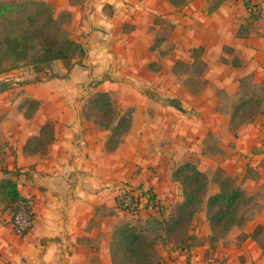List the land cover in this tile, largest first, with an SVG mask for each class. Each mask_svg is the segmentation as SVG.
<instances>
[{
  "label": "crops",
  "instance_id": "obj_1",
  "mask_svg": "<svg viewBox=\"0 0 264 264\" xmlns=\"http://www.w3.org/2000/svg\"><path fill=\"white\" fill-rule=\"evenodd\" d=\"M41 1L71 13L70 36L85 56L37 83L22 84L14 71L0 76V183L15 181L35 212L32 230L19 236L0 200V264H113L112 236L127 222L153 242L157 264H264V111L230 130L232 105L264 96V0H221L213 12L212 0L180 8L168 0ZM157 17L174 26L159 47ZM178 64H199V79L177 73ZM96 92L111 95L113 128L124 121L116 137L85 118ZM47 122L55 127L48 153H26ZM186 162L209 177L208 196L220 191V176L242 190L247 222L213 241L204 207L182 249L163 225L183 201L173 173ZM126 188L144 203L153 195L159 208L120 209Z\"/></svg>",
  "mask_w": 264,
  "mask_h": 264
},
{
  "label": "trees",
  "instance_id": "obj_2",
  "mask_svg": "<svg viewBox=\"0 0 264 264\" xmlns=\"http://www.w3.org/2000/svg\"><path fill=\"white\" fill-rule=\"evenodd\" d=\"M84 1L71 0L75 4ZM168 1L174 6L183 5L185 2ZM219 4L215 5L211 12L217 10ZM248 7L251 9L249 5ZM252 17L257 19L259 15ZM71 20V13L63 11L56 15L54 8L41 0H19L11 3L0 1V76L18 70L20 78L53 72L50 79H54L58 77L59 63L70 70L76 59L82 60L85 56L84 47L70 36L68 25ZM31 83L34 82L23 80L22 84ZM28 104L31 109L37 105L32 101H28ZM263 111V95L254 93L241 96L232 105L231 132L236 133L241 126L252 123ZM116 112L111 95L96 92L88 98L84 115L99 127L113 130V137H116L124 132L122 120L118 127L113 128L117 120ZM54 131V124L47 122L40 135L27 142L25 152L47 154L49 146L54 142ZM173 178L181 186L183 201L164 222L166 239L175 241V244L183 249L192 222L204 207L213 241L224 239L232 229L246 224L247 218L243 213L247 202L245 193L235 188L230 180L220 176V191L208 196L211 181L196 164H181L175 169ZM0 200L4 209L12 214V218L20 207L29 201L21 196L17 183L11 179L0 183ZM156 201L154 196L149 194L148 202ZM152 247L153 242L138 227L127 222L118 226L113 233L111 259L113 264H157L151 253Z\"/></svg>",
  "mask_w": 264,
  "mask_h": 264
},
{
  "label": "built area",
  "instance_id": "obj_3",
  "mask_svg": "<svg viewBox=\"0 0 264 264\" xmlns=\"http://www.w3.org/2000/svg\"><path fill=\"white\" fill-rule=\"evenodd\" d=\"M149 194H146V202H142L140 194L132 188H126L117 199V203L120 209L134 213L141 209L144 210H156L159 208L158 201L148 202ZM158 206V207H157ZM35 212L33 201L29 199L27 204L20 207L18 213L12 218V225L15 233L19 236L28 234L34 225Z\"/></svg>",
  "mask_w": 264,
  "mask_h": 264
},
{
  "label": "rangeland",
  "instance_id": "obj_4",
  "mask_svg": "<svg viewBox=\"0 0 264 264\" xmlns=\"http://www.w3.org/2000/svg\"><path fill=\"white\" fill-rule=\"evenodd\" d=\"M0 1L3 2V3H11V2H17L19 0H0ZM193 1H195V0H185V2H184L183 5H180V6H177V7L180 8V7H182V6H184V5L188 4V3H191ZM203 1L205 2V1H211V0H203ZM220 1L221 0H212V4H211L212 6L211 7L219 4ZM54 12H55L56 15L59 14L58 11H57V9H54ZM166 21L167 20H163L161 17H157V19L155 20V23H157L158 25H161L160 31H159V33L157 34V37H156V40L157 39H159V40H157V41L155 40L156 41V45L157 44L161 45V43L165 40V37L171 36V34L173 32L174 26L171 25V24H167ZM153 30H155V28L154 27H150V31H153ZM159 45H157V46L159 47ZM173 50L174 49H172L171 51H173ZM58 66H59V64H58ZM57 69L59 70V67ZM200 69H201V67H200L199 64L191 65L189 68L187 66L183 65V64H178L176 71L179 74H184V73L187 74L188 73L191 76V79H193L194 81H196V80L199 79ZM24 71H27V70H24ZM11 72H13V71H11ZM11 72H9V73H11ZM14 72L20 74V71H18V70H15ZM52 73L53 72H48V73H45L44 72V73H42L40 75H36V74L35 75H27L24 78V80H26V81H28V80L31 81L32 80L34 83H37V82L41 81L42 78L49 79L50 76H52ZM193 85H194V89L197 88V84H193Z\"/></svg>",
  "mask_w": 264,
  "mask_h": 264
}]
</instances>
